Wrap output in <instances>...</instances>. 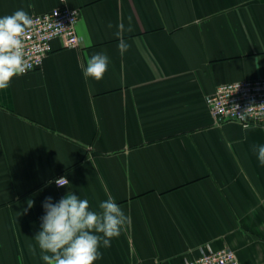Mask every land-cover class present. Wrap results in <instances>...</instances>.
<instances>
[{
  "label": "crops",
  "instance_id": "obj_1",
  "mask_svg": "<svg viewBox=\"0 0 264 264\" xmlns=\"http://www.w3.org/2000/svg\"><path fill=\"white\" fill-rule=\"evenodd\" d=\"M63 5L80 13L79 45L54 39L0 90V264H44L29 245L46 198L68 191L128 217L95 264H180L208 246L264 264V126L219 123L206 102L264 78V0H0V17ZM95 53L109 57L99 81L83 74Z\"/></svg>",
  "mask_w": 264,
  "mask_h": 264
},
{
  "label": "clouds",
  "instance_id": "obj_2",
  "mask_svg": "<svg viewBox=\"0 0 264 264\" xmlns=\"http://www.w3.org/2000/svg\"><path fill=\"white\" fill-rule=\"evenodd\" d=\"M32 26L33 18L23 9L0 17V90L9 88L14 78L31 68L25 57L23 38ZM108 28L112 25L109 24ZM123 30L121 23L115 35L121 37ZM127 31H132L131 19ZM129 48L130 45L121 38L118 43L120 52L123 54ZM108 65L106 54H92L86 61L83 74L85 78L99 81ZM253 151L264 166V144L254 145ZM55 183L59 187L69 185L66 177ZM32 206L29 201L28 207ZM43 208L45 215L41 217V230L34 237L36 244L29 245V252L35 256L38 247L44 264H95L102 259L101 248H110L112 240L121 235L128 223V217L111 196L99 202L98 211L92 209L87 199H81L72 191L55 204L51 197L46 198Z\"/></svg>",
  "mask_w": 264,
  "mask_h": 264
},
{
  "label": "built area",
  "instance_id": "obj_3",
  "mask_svg": "<svg viewBox=\"0 0 264 264\" xmlns=\"http://www.w3.org/2000/svg\"><path fill=\"white\" fill-rule=\"evenodd\" d=\"M31 17L33 26L23 38L25 57L31 64L26 73L42 66L52 50L54 39H62L66 47L79 45L78 9L63 5ZM206 102L211 115L219 123L238 121L246 126H264V78L223 83L214 93L207 95ZM61 177L67 178L63 174L54 181ZM180 264H240V260L231 248L214 249L208 246L201 250L199 256Z\"/></svg>",
  "mask_w": 264,
  "mask_h": 264
}]
</instances>
